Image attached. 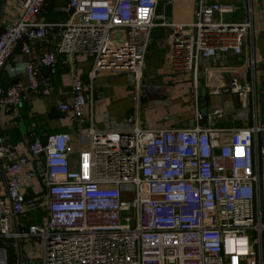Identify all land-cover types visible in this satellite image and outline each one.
<instances>
[{
    "label": "built area",
    "instance_id": "2783aa9c",
    "mask_svg": "<svg viewBox=\"0 0 264 264\" xmlns=\"http://www.w3.org/2000/svg\"><path fill=\"white\" fill-rule=\"evenodd\" d=\"M18 2L19 21L0 32V70L21 41L30 54V43L45 39L54 26L39 20L45 0ZM159 2L68 0L56 49L27 62L28 88L49 95L52 81L42 84V67L53 75L58 54L94 56L90 84L74 77L72 100L60 104L80 122L90 121L87 148L74 152L68 133L33 134L26 146L0 141L12 208L0 206V237H39L42 264H264L263 122L202 126L197 108L192 127L151 128L136 116L104 130L94 126L91 83L98 72H126L139 102ZM236 10L229 2L198 0L193 22L162 16L161 25L175 30L171 69L192 70L196 83L200 61L241 54L244 39L254 41L255 12L250 4L244 20L225 19ZM232 89L252 92L237 78ZM24 91L21 83L0 85V105L17 111ZM40 157L47 218L17 231L14 215L37 206L25 189L38 171L26 167ZM0 264H7L6 249L0 248Z\"/></svg>",
    "mask_w": 264,
    "mask_h": 264
},
{
    "label": "crops",
    "instance_id": "0c3cea01",
    "mask_svg": "<svg viewBox=\"0 0 264 264\" xmlns=\"http://www.w3.org/2000/svg\"><path fill=\"white\" fill-rule=\"evenodd\" d=\"M207 3H232L237 7L233 17L246 18V8L254 7L256 35L254 41L244 39L241 54H220L209 60H202L195 73L192 70L175 71L169 64V55L174 42L175 30L161 25L163 17L171 23H190L195 19L198 0H160L157 13L159 23L153 30L146 64L144 67L143 87L139 102L135 98V87L126 72L100 71L92 80L94 126L104 130L109 125H123L130 117H138L141 123L151 128L192 127L197 123V108L201 112L199 123L202 126H249L259 121L257 110L258 84L264 82V0H203ZM68 0H45L39 20L54 24L47 37L31 42V52L22 50L21 41L9 64L36 60L49 50H55L60 39L62 24L68 20L65 6ZM22 6L18 0H0V32L8 24L19 21ZM57 72L51 75L41 68L44 86L50 81L51 92L41 95L28 88L26 74L10 76L6 69L0 72V85L9 86L21 83L25 87L23 101L17 111L0 105V141L28 145L33 134L45 139L54 133H68L72 137V149L77 152L87 148L84 136L91 125L90 121L80 122L72 111L60 109V104L72 100V82L80 77L90 84V72L94 56L88 53L75 55L58 54ZM254 60V63L252 62ZM239 79L252 86L246 96L232 89V81ZM90 97L89 91H87ZM202 99L206 100L207 111H202ZM198 100V103H197ZM222 110L221 116L215 110ZM108 118V121L106 120ZM110 121L109 124L108 122ZM75 158V153H73ZM43 158L31 161L26 171H38L25 191L29 199H36L37 206L25 216L18 218L15 227L26 229L30 225L43 223L47 218V208L43 204L47 188L43 184L41 170ZM4 160L0 159V206L12 212L7 198V177ZM11 240L9 244L4 240ZM23 263L42 261L43 246L39 237L21 239ZM0 248L7 250V264H18L16 239L0 237ZM15 254L14 260L11 257Z\"/></svg>",
    "mask_w": 264,
    "mask_h": 264
},
{
    "label": "water",
    "instance_id": "95a60500",
    "mask_svg": "<svg viewBox=\"0 0 264 264\" xmlns=\"http://www.w3.org/2000/svg\"><path fill=\"white\" fill-rule=\"evenodd\" d=\"M26 68H27V62L24 61L22 63H17L15 65H12V64H9L8 62L6 63L5 67L2 68L0 70V72L4 69H6L9 73L10 76L14 77V76H19V75H22L26 72ZM47 72H50V70L48 68H46ZM202 105H203V108L202 111L206 113L207 111V103H206V100L202 99ZM14 221L16 223L17 219L14 215ZM16 230L18 231L19 228L16 227ZM16 242H17V248H18V264H24L23 263V250H22V244H21V239L20 238H17L16 239ZM30 264H42V261L38 260L34 263H30Z\"/></svg>",
    "mask_w": 264,
    "mask_h": 264
},
{
    "label": "rangeland",
    "instance_id": "374dc122",
    "mask_svg": "<svg viewBox=\"0 0 264 264\" xmlns=\"http://www.w3.org/2000/svg\"><path fill=\"white\" fill-rule=\"evenodd\" d=\"M226 20L228 21H237L234 17H233V14H228L226 15L225 17ZM257 90H258V99H257V110H258V116H259V120L262 121L264 123V82L262 83H259L258 84V87H257ZM5 239V238H4ZM6 241L8 244L12 241L6 239L4 240ZM14 260V257H15V254H12L11 256Z\"/></svg>",
    "mask_w": 264,
    "mask_h": 264
},
{
    "label": "trees",
    "instance_id": "16d2710c",
    "mask_svg": "<svg viewBox=\"0 0 264 264\" xmlns=\"http://www.w3.org/2000/svg\"><path fill=\"white\" fill-rule=\"evenodd\" d=\"M9 264H11V262L9 261Z\"/></svg>",
    "mask_w": 264,
    "mask_h": 264
}]
</instances>
